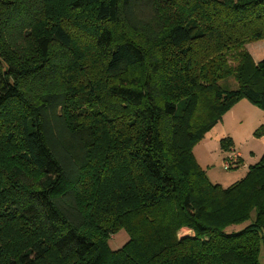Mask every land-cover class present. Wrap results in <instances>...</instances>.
<instances>
[{
    "label": "trees",
    "instance_id": "16d2710c",
    "mask_svg": "<svg viewBox=\"0 0 264 264\" xmlns=\"http://www.w3.org/2000/svg\"><path fill=\"white\" fill-rule=\"evenodd\" d=\"M261 39L264 0H0V264H259L264 155L222 187L191 148L264 110Z\"/></svg>",
    "mask_w": 264,
    "mask_h": 264
},
{
    "label": "rangeland",
    "instance_id": "374dc122",
    "mask_svg": "<svg viewBox=\"0 0 264 264\" xmlns=\"http://www.w3.org/2000/svg\"><path fill=\"white\" fill-rule=\"evenodd\" d=\"M244 47L255 62L264 58V39L246 43ZM226 83L228 86L236 87L232 77ZM225 138L231 139L232 148L238 153L237 160L235 163L232 162L230 167L226 166L229 149H225L222 145V140ZM191 151L194 160L204 170L212 184L228 187L239 181L246 175L248 168L264 155V110L244 97L232 102L225 109L221 119L204 133L202 138L192 146ZM4 170L5 168L0 170V174ZM245 224L230 225L226 230L237 231ZM188 233V229L183 228L178 235ZM127 239L126 231L120 229L110 235L108 244L111 249H118ZM109 262L110 259L104 264ZM259 264H264V255L261 253Z\"/></svg>",
    "mask_w": 264,
    "mask_h": 264
},
{
    "label": "built area",
    "instance_id": "2783aa9c",
    "mask_svg": "<svg viewBox=\"0 0 264 264\" xmlns=\"http://www.w3.org/2000/svg\"><path fill=\"white\" fill-rule=\"evenodd\" d=\"M238 153L233 148H230L229 153L227 154L226 166L230 167L231 163H235L237 160Z\"/></svg>",
    "mask_w": 264,
    "mask_h": 264
},
{
    "label": "crops",
    "instance_id": "0c3cea01",
    "mask_svg": "<svg viewBox=\"0 0 264 264\" xmlns=\"http://www.w3.org/2000/svg\"><path fill=\"white\" fill-rule=\"evenodd\" d=\"M240 154V153H239ZM240 157H241V154H240ZM189 231V230H188ZM189 233H190V231H189Z\"/></svg>",
    "mask_w": 264,
    "mask_h": 264
}]
</instances>
